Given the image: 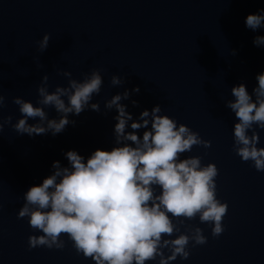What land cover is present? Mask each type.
I'll return each mask as SVG.
<instances>
[{
    "label": "water",
    "instance_id": "water-1",
    "mask_svg": "<svg viewBox=\"0 0 264 264\" xmlns=\"http://www.w3.org/2000/svg\"><path fill=\"white\" fill-rule=\"evenodd\" d=\"M262 9L264 0H0L2 114L11 115L13 124L21 116L12 99L37 106L42 76H49L50 92L67 86L58 71H69L80 81L98 70L103 79L92 100L101 111L70 115L76 124L61 134L30 138L10 125L0 134V264H93L77 255L66 236L61 237L62 250H29L28 237L42 233L33 232L27 218L17 219V214L23 194L51 174L54 161L67 166L64 153L74 150L87 159L97 149L115 146L117 113L105 114L104 102L134 87L140 92L121 101L134 120L159 105L161 115L211 142L181 158L200 156L202 164H215L217 199L228 205L219 237L213 238L211 225L198 217L185 221L201 228L207 243H190L189 258L178 257L172 264H264V172L235 155L233 126L238 121L225 107V101L234 99V86L244 84L251 94L255 77L264 72V47L253 45L264 29L253 32L245 26V18ZM45 34L49 46L41 53L37 42ZM113 75L125 83L111 86ZM46 111L50 119L59 118L53 109ZM255 130L257 147L264 148V130Z\"/></svg>",
    "mask_w": 264,
    "mask_h": 264
},
{
    "label": "clouds",
    "instance_id": "clouds-1",
    "mask_svg": "<svg viewBox=\"0 0 264 264\" xmlns=\"http://www.w3.org/2000/svg\"><path fill=\"white\" fill-rule=\"evenodd\" d=\"M245 26L253 32L264 29V9L248 15ZM49 41L45 34L37 42L41 53ZM253 45L264 47V36H255ZM57 75L67 80V86H56L50 92L49 76H42L36 89L37 106L20 97L12 99L21 116L14 124L11 115L2 114L5 97L0 94V134L10 125L19 136H56L67 126H75L70 115L101 111L99 102L92 103L103 85L98 70L84 74L80 81L69 71ZM255 79L257 86L251 94L244 84L234 86V99L225 101V107L238 121L233 126L235 155L242 162L250 161L257 172H264V148L257 147L260 137L255 130H264V72ZM109 83L117 87L125 80L113 75ZM139 92V87L125 89L104 102L105 114L117 113L113 117L115 146L110 151L97 149L87 159L74 150L67 151V166L54 161L51 174L23 194L17 219L27 218L31 230L42 233L28 237L29 250H62L65 242L61 237L66 236L77 255L93 264H172L178 257L189 258L190 243L192 247L207 243L202 229L185 221L198 217L201 224L211 225L213 238L224 232L228 205L217 199L219 170L215 164H202L200 156L181 158L193 147H211V142L161 115L159 105L141 111L134 120L121 101ZM131 104L138 107L135 100ZM49 108L58 119L49 118ZM30 120L36 122L30 124ZM141 129L142 136L137 134Z\"/></svg>",
    "mask_w": 264,
    "mask_h": 264
}]
</instances>
